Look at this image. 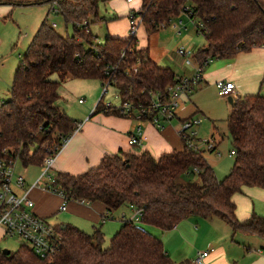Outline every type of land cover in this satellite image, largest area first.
<instances>
[{
	"label": "trees",
	"instance_id": "16d2710c",
	"mask_svg": "<svg viewBox=\"0 0 264 264\" xmlns=\"http://www.w3.org/2000/svg\"><path fill=\"white\" fill-rule=\"evenodd\" d=\"M31 2L53 3L66 24H72L73 32L62 35L46 18L27 46L10 98L0 103V157L14 154L23 164L43 166L51 148L61 143L60 134L69 135L78 126L57 105L60 82L49 80L51 73L58 72L63 80L74 77L109 82L118 88L121 102L147 110L155 93H163L167 99V86L180 79L171 67L159 65L148 47L138 45L136 34L107 35L99 42L89 19L98 20L99 0ZM187 6L193 18L202 20L207 28H197L206 43L194 52L196 60L231 58L264 45V0H142L136 15L147 32L155 31L188 12ZM103 96L97 102L98 111L125 116L116 106H106ZM227 122L235 158L222 179L202 149L183 141L181 150L158 157L149 150L107 154L83 173L58 171L54 185L74 199L100 201L106 210L135 205L142 209L143 224L162 230H170L192 215L217 216L234 232L264 237V215L253 211L240 219L234 199L248 187L264 186V93L235 97ZM34 144L37 146L32 150ZM57 228L63 234V246L51 260L23 244L9 254L0 248V264H174L160 238L130 221H123L107 247L103 246L105 235L100 227L86 232L72 223H62Z\"/></svg>",
	"mask_w": 264,
	"mask_h": 264
},
{
	"label": "crops",
	"instance_id": "0c3cea01",
	"mask_svg": "<svg viewBox=\"0 0 264 264\" xmlns=\"http://www.w3.org/2000/svg\"><path fill=\"white\" fill-rule=\"evenodd\" d=\"M128 15L129 13L124 18L126 22V28L124 30H118L116 26L123 18L111 19L108 23L109 30L105 38L107 35L127 37L130 29ZM206 70L204 73L205 78L203 79H210L212 83L219 79L232 80L237 86L238 94L256 93L258 81L264 73V45L254 46L250 50L240 51L231 58H219L213 61ZM68 78L71 80V78L73 79L74 77ZM76 79L79 80L65 81L64 84H66V86H60L59 93L61 90V97H63V93H66L68 90V88L65 90L66 87L69 86L67 85L68 82L72 84L71 86L77 84L85 88L90 82H97L93 80L90 81L89 79L99 80L97 78ZM95 83H92L94 86L93 90L96 89ZM71 86L69 87L72 88ZM62 88L65 89L62 90ZM84 91L87 93L88 89L85 88ZM71 93L73 92H69V95H71ZM97 97L98 92L90 96L87 104H85L84 101V105L79 108L77 114H75L76 116L72 113L69 114L71 112V105L69 103H64L63 106H61V109L71 118L75 119L80 126L78 130L71 135L64 148L58 153L54 162L57 170L72 174H80L90 167L99 164L105 155L116 154L121 150L124 152H141L142 150H149L153 156L158 157L163 152L174 149L181 150L183 148V139L180 132L179 134L177 133V129L172 127L171 122L169 123L170 125L166 123L164 128H159L148 119H143V121H141L142 134L140 143H131V136L135 134L138 122L134 119L127 118V116L107 114L106 112L98 111L96 108L98 102L96 101ZM185 100L186 97L184 96L176 115L181 121L194 115L181 114V110L184 109H181V106H184ZM26 181L27 185H29L27 177ZM33 181L34 180H32V183ZM29 194L35 201L34 211L37 214L45 218H50V216L55 214L56 210H59L58 207L61 198L58 195L36 187L32 188ZM234 199L237 204V215L240 219L248 217L253 211L264 214V186L248 187L245 189L244 193L236 194ZM253 200H255L254 208ZM50 202L51 204H49ZM95 202L97 204L94 209L87 204L79 203L76 200H70L67 203L66 209L60 212L66 211L67 219L86 232L87 229H90L89 224L92 223V230H88L92 232L98 225L99 219L101 218L102 220V214L106 210L102 202ZM120 209L118 213V217L121 218L120 224H117L111 230L116 227L118 230L126 217L133 214L132 206L128 204L120 207ZM114 212L115 211H113V213ZM122 214L125 218H122ZM223 222L225 221L217 216L202 217L192 215L181 220L170 230L161 231L159 227L145 223L143 227L162 240L166 251L174 260V264H192V260L195 258L198 250H205L212 247L214 250L206 257L204 264H264V250H262L264 248H261L260 253L262 254L255 255L256 244L254 240L246 237L242 240V245L234 241L232 227L225 222L230 226V231ZM116 229L113 230V232L110 230L108 235H113L112 233H115L117 231ZM261 238L264 240V237L261 236ZM260 245L264 247V241H261Z\"/></svg>",
	"mask_w": 264,
	"mask_h": 264
},
{
	"label": "rangeland",
	"instance_id": "374dc122",
	"mask_svg": "<svg viewBox=\"0 0 264 264\" xmlns=\"http://www.w3.org/2000/svg\"><path fill=\"white\" fill-rule=\"evenodd\" d=\"M20 1L23 2L20 3ZM141 3L142 0H134L131 3L127 0H99L98 20H95L93 17L89 18L93 21L90 23V28L92 33L96 36V39L99 40V42H102L105 39V35L109 30L108 23L111 19L123 18V20L118 22L116 26L118 30H124L126 28L124 18L131 10H138ZM46 18H48L51 23H56L55 29L62 35H67V33L71 34L73 32L72 24H66L62 14L55 11L54 4L51 2L33 3L31 0L0 1V103L3 100H8L10 98V89L17 67L21 63L22 56L25 54L27 46L36 34L40 24ZM174 23H178V26L174 27ZM197 24L198 19L191 18L186 13H181L172 20V24H168L166 27L158 28L155 31L147 32L145 25L141 24L137 32V43L139 46L148 47L151 57L153 56L154 60L159 65L171 67L178 77L190 75L193 71L192 65L185 62L184 56L177 52V48L180 45H185L186 48H191L192 51L195 52L206 43L204 34L197 32ZM217 59L218 58H214L211 62H209V64L205 65L204 73L207 71L206 69L212 64V62ZM48 79L52 81H59L61 87H63V85L66 86V84H64L65 81L79 80L76 78H71L70 80L68 77L63 80L58 72L49 74ZM263 79L264 73L258 81L256 93H264ZM89 80L97 82H90L88 86L85 87L88 89L87 93H85V88L82 86L77 84L71 86L72 84L68 82L67 85L71 86L73 89L69 86H67L66 89L62 88V90H67V88L68 90L66 93H63V97L60 96V98L56 101L57 105L61 108L64 103H69L71 105V112L69 114L72 113L75 115L77 114L79 108L84 105L83 102L85 101V104H87L90 96L94 93L96 94L97 92L98 97L96 101H98L103 93V86L99 80ZM216 81L217 80L212 83L210 79H203L198 85L194 86L193 90L189 92V94H185V107L181 106V109L184 108L181 110V114H194L195 116L203 117L202 122L195 126L198 131V137L211 138L216 141L217 146L213 150L201 148L203 150L202 153L210 165L214 168L217 177L222 179L230 172L235 155L227 126V119L231 111V102L227 96L220 95L219 89L216 86ZM92 83H95V90H93L94 86ZM68 91L73 93L69 95ZM79 98L82 99V102L79 101ZM103 102L111 103L113 106L120 105L121 99L118 88L115 85L109 84L107 86V91L103 96ZM127 118L134 119L137 122L139 121L135 116ZM170 122L172 127L177 129V133L179 134V130L182 127V121L175 116ZM170 122L166 123L170 125ZM204 145L205 144H200V146ZM36 146L37 144H34L31 149H35ZM183 146L184 143L182 142V147ZM16 170L17 172L24 173L28 179V184L31 185L32 180H35L41 174L43 167L33 164H23L21 160H17ZM58 171L59 170L56 169L55 164H53V167L50 169V173L55 176ZM189 177L194 179L193 174ZM48 182L49 181L46 176L42 177L40 180V184L42 186L47 185ZM49 204H51V202ZM96 204L97 203L94 201L90 202L88 206L95 209ZM254 205L255 200H253V208ZM120 210L121 209L118 208L113 213L115 218H109L105 222H102L101 218L99 219V223L96 227H100L105 234L103 242L104 247L109 246L110 239L113 236L108 235V232L117 224H120L121 218L118 217ZM260 214L264 215L263 213ZM45 219L57 227L61 225V223H72L67 219L66 211L60 212L59 210H56L55 214L50 216V218L48 217ZM224 225H226V227L231 231L229 225L226 223ZM89 227L90 229H87V232H89L88 230H92V223L89 224ZM113 230H111V232H113ZM160 230L164 231L162 229ZM232 234L234 241L239 243H241L246 237L254 240V243L256 244L255 255L262 254L260 251L261 248L264 247L263 245H260V243L264 240L261 236L259 237V235L248 234L242 231L233 232V230ZM23 244L27 245L17 236H7L1 239L0 248H9L12 251H15Z\"/></svg>",
	"mask_w": 264,
	"mask_h": 264
},
{
	"label": "built area",
	"instance_id": "2783aa9c",
	"mask_svg": "<svg viewBox=\"0 0 264 264\" xmlns=\"http://www.w3.org/2000/svg\"><path fill=\"white\" fill-rule=\"evenodd\" d=\"M128 2L134 0H127ZM186 13L189 17L193 18V12L188 8ZM142 18L136 15L135 10H131L129 13L130 29L129 35L136 34ZM181 22V20H180ZM83 24H86L84 21ZM172 24V23H171ZM55 27L56 23L52 22ZM174 27L178 26V23L173 24ZM198 29H207L204 22L198 19ZM180 30V29H179ZM177 52L184 56L185 62L192 65V73L190 75L181 76L180 79L167 86L168 98H164L163 93H155L151 107L147 110L143 106H137L133 103L126 101L121 102L116 106L127 117H137L138 124L136 126V132L131 136V143H140L141 137V121L143 119L150 120L159 128H164L166 122H170L178 113L181 102L185 94H189L194 88L203 80L204 67L206 64L212 61V58L208 57L203 61H198L194 57V52L191 48H186L185 45H180L177 48ZM106 72H109L106 70ZM109 82L102 84L103 93L107 91ZM216 86L219 89V93L222 96H232L233 99L237 97L238 90L234 81L227 79H219L216 81ZM82 102V99H79ZM106 106H112L111 103H105ZM201 116H190L182 121V127L180 129V135L185 143L194 148L200 150L201 148H207L213 150L216 148L217 143L211 138L198 137V131L195 126L202 122ZM76 129L69 135H61V143L52 147L49 154L46 156L43 164V171L33 181L31 185H27L26 176L22 172H17L16 163L20 160L18 155L6 154L0 157V241L7 236H17L21 241L26 243L38 256L41 258L51 260L53 256L63 246V234L56 225L47 221L45 217L37 214L34 211L35 201L31 197L30 190L32 188H42L46 191L52 192L61 198L59 204V211L66 209L67 203L70 200H76L82 204H90L87 199H74L70 197L62 188L54 185L55 176L50 173V169L53 167L55 159L58 153L64 148L71 135L78 130ZM200 144H205L200 146ZM195 170H198L196 167ZM46 176L48 184L42 186L40 180ZM133 209V214L126 217L125 221H130L138 228H144L142 222V209L130 204ZM109 218H114L113 211L105 210L102 214V221H106ZM122 218L125 216L122 214ZM214 248L205 250H198L195 258L192 260V264H204V260Z\"/></svg>",
	"mask_w": 264,
	"mask_h": 264
},
{
	"label": "water",
	"instance_id": "95a60500",
	"mask_svg": "<svg viewBox=\"0 0 264 264\" xmlns=\"http://www.w3.org/2000/svg\"><path fill=\"white\" fill-rule=\"evenodd\" d=\"M228 99L230 100L231 103L233 102V97L232 96H229ZM3 251H4L5 254H9L11 252V249L3 248Z\"/></svg>",
	"mask_w": 264,
	"mask_h": 264
}]
</instances>
